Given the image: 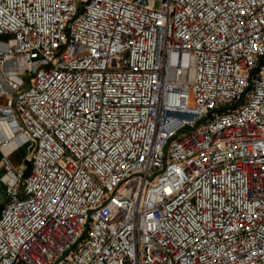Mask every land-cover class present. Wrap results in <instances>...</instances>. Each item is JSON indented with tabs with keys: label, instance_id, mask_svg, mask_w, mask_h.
Masks as SVG:
<instances>
[{
	"label": "built area",
	"instance_id": "obj_1",
	"mask_svg": "<svg viewBox=\"0 0 264 264\" xmlns=\"http://www.w3.org/2000/svg\"><path fill=\"white\" fill-rule=\"evenodd\" d=\"M1 35L0 264H264V0H0Z\"/></svg>",
	"mask_w": 264,
	"mask_h": 264
},
{
	"label": "crops",
	"instance_id": "obj_2",
	"mask_svg": "<svg viewBox=\"0 0 264 264\" xmlns=\"http://www.w3.org/2000/svg\"><path fill=\"white\" fill-rule=\"evenodd\" d=\"M4 102V99H1ZM9 134V129L6 126L0 125V139L5 138ZM30 144L25 143L21 144L18 147L14 148V150L10 151L9 146L7 145H0V176L5 174V169L1 162V157L3 154L8 153V160L11 164L13 173L18 174L22 173L25 169V161L27 160L30 152ZM6 196H5V185L2 181H0V211L5 203Z\"/></svg>",
	"mask_w": 264,
	"mask_h": 264
},
{
	"label": "water",
	"instance_id": "obj_3",
	"mask_svg": "<svg viewBox=\"0 0 264 264\" xmlns=\"http://www.w3.org/2000/svg\"><path fill=\"white\" fill-rule=\"evenodd\" d=\"M29 156H28L27 160L25 161V165L26 166H25V169L23 170V172L21 174L22 177H25L28 174L29 170H30V160H29Z\"/></svg>",
	"mask_w": 264,
	"mask_h": 264
},
{
	"label": "rangeland",
	"instance_id": "obj_4",
	"mask_svg": "<svg viewBox=\"0 0 264 264\" xmlns=\"http://www.w3.org/2000/svg\"><path fill=\"white\" fill-rule=\"evenodd\" d=\"M158 3H156V5H157ZM0 40H2V41H8V37L6 36V35H1L0 36ZM190 104H192V100H190ZM29 154H30V152H29Z\"/></svg>",
	"mask_w": 264,
	"mask_h": 264
}]
</instances>
